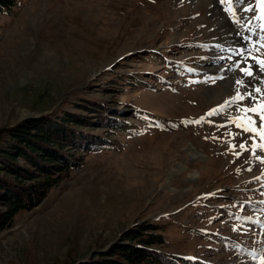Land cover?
<instances>
[{
    "label": "rangeland",
    "instance_id": "rangeland-1",
    "mask_svg": "<svg viewBox=\"0 0 264 264\" xmlns=\"http://www.w3.org/2000/svg\"><path fill=\"white\" fill-rule=\"evenodd\" d=\"M263 16L260 0H20L0 16V131L86 115L92 99L131 116L129 131L82 153L78 169L0 232V264L83 263L143 222L168 224L175 241L164 251L262 264L264 120L251 80L264 75ZM243 44L248 55L234 61ZM187 226L217 235L189 237Z\"/></svg>",
    "mask_w": 264,
    "mask_h": 264
},
{
    "label": "trees",
    "instance_id": "trees-1",
    "mask_svg": "<svg viewBox=\"0 0 264 264\" xmlns=\"http://www.w3.org/2000/svg\"><path fill=\"white\" fill-rule=\"evenodd\" d=\"M19 1L0 0V16L11 14ZM137 80L139 76L131 78L127 89ZM87 102V116L68 111L56 117L44 114L0 131V232L12 227L21 212L39 206L72 170L78 169L83 164L82 153L99 151L110 145L113 134L130 130L131 116L121 108L97 99ZM97 125L109 134L91 132ZM168 229L167 223L135 224L101 257L78 264H204L198 257L164 251L162 247L175 241ZM186 232L206 241L217 235L188 226Z\"/></svg>",
    "mask_w": 264,
    "mask_h": 264
},
{
    "label": "bare ground",
    "instance_id": "bare-ground-1",
    "mask_svg": "<svg viewBox=\"0 0 264 264\" xmlns=\"http://www.w3.org/2000/svg\"><path fill=\"white\" fill-rule=\"evenodd\" d=\"M264 17V16H263ZM245 41V40H244ZM16 49V48H15ZM249 49H251L249 46H246L245 48H244V44H243V46H241V47H239V49L238 50H235V55H234V57H233V60L235 61V60H237V61H242L244 58H246V55H248V50ZM11 50V49H10ZM250 52V51H249ZM4 55V54H3ZM233 65H234V63H233ZM247 65H250V66H252V68H253V70H254V65L257 67V65H258V63L256 64V62L255 61H252V60H250L249 62H248V64ZM263 66V65H262ZM261 68V67H260ZM259 67L257 68L259 71H262L261 69H260ZM259 73V72H258ZM262 73H264V72H262ZM261 74V73H260ZM260 74H258L255 78H252V80H251V84H252V86H253V92H254V101H255V104H257L258 106H260V104L261 103H264V94H260V96H258L256 93H255V89H257V87L258 88H260L259 86H261L260 84H262V86L264 85V75H261L260 76ZM234 76H237V77H240V75H239V71L238 72H235L234 73V75L232 76V77H234ZM228 86V83L225 85V87H227ZM253 97V96H252ZM195 155L196 156H198V157H200V156H203V154L201 153V152H199V151H196V153H195ZM196 174H198V173H196Z\"/></svg>",
    "mask_w": 264,
    "mask_h": 264
},
{
    "label": "snow or ice",
    "instance_id": "snow-or-ice-1",
    "mask_svg": "<svg viewBox=\"0 0 264 264\" xmlns=\"http://www.w3.org/2000/svg\"><path fill=\"white\" fill-rule=\"evenodd\" d=\"M260 3H261V7L264 8V0H260ZM260 64L261 65H264V60H261L260 61ZM247 75H251V71H249L248 69H242ZM238 84L242 83V81H237ZM257 92H260L261 90L260 89H256ZM235 99H238V100H242L244 99L243 96L239 95V93L237 94V97ZM259 109H260V119L261 120H264V103H261L260 106H259ZM215 110H213L214 112ZM245 112H248V111H251L253 113L257 112V108L253 107L251 109H244ZM212 112L209 113V115H211ZM238 119H247L248 121V124L251 125V124H254L255 121H253L250 117H241V118H238ZM238 126H241V127H244V130L245 131H252V132H256L257 129L254 128V127H246L244 125H238ZM260 138L262 140H264V130H261L260 131ZM255 139V137H253ZM241 148H244L245 146L244 145H241L240 146ZM257 147H262L264 148V144H259L257 145ZM261 261H262V264H264V257H261Z\"/></svg>",
    "mask_w": 264,
    "mask_h": 264
}]
</instances>
